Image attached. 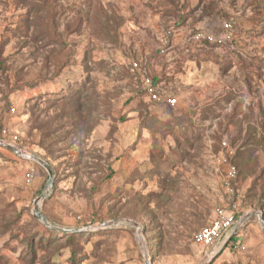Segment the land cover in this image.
<instances>
[{
  "label": "rangeland",
  "instance_id": "374dc122",
  "mask_svg": "<svg viewBox=\"0 0 264 264\" xmlns=\"http://www.w3.org/2000/svg\"><path fill=\"white\" fill-rule=\"evenodd\" d=\"M0 140L53 172L0 146V264H264V0H0ZM219 206L243 250L213 258L191 238Z\"/></svg>",
  "mask_w": 264,
  "mask_h": 264
},
{
  "label": "built area",
  "instance_id": "2783aa9c",
  "mask_svg": "<svg viewBox=\"0 0 264 264\" xmlns=\"http://www.w3.org/2000/svg\"><path fill=\"white\" fill-rule=\"evenodd\" d=\"M166 33L167 34L163 38L162 46L159 50L161 54H165V52L167 51V46H169L168 39L172 35L171 31H167ZM232 33L233 26L231 21H228L221 25L220 32L218 34L207 33L204 30H195L190 36V41L198 44L223 46L231 41ZM131 65L132 69L135 70L140 76L143 92L147 96L149 101L154 103L166 104L171 107L175 106V98H170L159 94L152 82L149 70L146 69L141 64V62H135ZM1 136L3 138L12 140L14 144L17 141L16 137L11 138L7 136L5 130L1 132ZM236 176V168L234 166H229L224 184L226 186V189L230 192H234L232 182L235 180ZM31 178V175L27 176L25 185L30 184ZM237 222L236 210L234 207H216L212 212L210 221L193 234L192 244L201 248L213 247L221 239L225 240L232 233L237 225ZM226 247H230L233 252H240L241 250H243V248L240 247L239 244L234 240L230 241Z\"/></svg>",
  "mask_w": 264,
  "mask_h": 264
},
{
  "label": "water",
  "instance_id": "95a60500",
  "mask_svg": "<svg viewBox=\"0 0 264 264\" xmlns=\"http://www.w3.org/2000/svg\"><path fill=\"white\" fill-rule=\"evenodd\" d=\"M0 146H3V147H6V148H9L11 150H13L17 155L21 156V157H25L27 159H30V160H34L36 162H38L39 164H41L47 171L48 173V182L46 184V188H50L51 185H52V177H53V172H52V169L44 162H42L41 160L33 157V156H30V155H27V154H24L22 152H20L16 146H13L12 144L6 142V141H3V140H0ZM41 199H43V197H40L37 199L36 203L38 201H40ZM34 215H36L37 218H39L41 220V222H43L45 224L46 227L50 228V225L46 222V219L44 218L43 215H41L40 213H38L37 211H34ZM247 218V216H243V218L240 220L243 221ZM130 222V221H128ZM260 224L262 226V228L264 229V220L263 219H260ZM238 225V224H237ZM237 225L235 227V229L232 231V233L226 238V240H224L222 242V244L216 249V252L213 253L212 257L215 258L216 256H218L224 249L225 247L227 246V244L231 241V239L236 235V231H237ZM88 229H83V230H66L67 233H78V232H83V231H86ZM138 238L140 239V243L143 244V239L142 237L140 236V232H138ZM143 255H144V264H150L149 262V259H148V256H147V252L143 246Z\"/></svg>",
  "mask_w": 264,
  "mask_h": 264
},
{
  "label": "trees",
  "instance_id": "16d2710c",
  "mask_svg": "<svg viewBox=\"0 0 264 264\" xmlns=\"http://www.w3.org/2000/svg\"><path fill=\"white\" fill-rule=\"evenodd\" d=\"M197 7H198V6H197ZM229 21H230V20H229ZM226 22H228V21H226ZM80 23H81V22L78 23V28L80 27ZM78 28H77V29H78ZM149 74H150L151 79L153 80V78H152V74H151L150 71H149ZM236 171H237V170H236ZM237 175H238V174H237ZM236 217H238L237 214H236ZM199 229H200V228H199ZM199 229H198V230H199ZM198 230H197V231H198ZM197 231H195L194 233H196ZM45 233H49V234H50V233H52V232H51V230L46 229V230H45ZM66 235H67L66 238H67L68 240L72 241L73 238H76L78 235H79V236H82L83 234H79V233L66 234V233H63V236H66ZM192 237H193V236H192ZM68 240H67V241H68ZM233 240H234V239H233ZM191 243H192V238H191ZM69 246H70V244H69ZM214 246H215V245H214ZM214 246H213V247H214ZM74 251H75V250L72 248V249H71V255H72L71 260H72L73 262L75 261ZM229 251H232V249H231L230 247H226V248L224 249L223 252H229Z\"/></svg>",
  "mask_w": 264,
  "mask_h": 264
},
{
  "label": "crops",
  "instance_id": "0c3cea01",
  "mask_svg": "<svg viewBox=\"0 0 264 264\" xmlns=\"http://www.w3.org/2000/svg\"><path fill=\"white\" fill-rule=\"evenodd\" d=\"M167 97L173 98V97H171V96H167ZM237 235H239V234L236 233V235L232 238V240H233Z\"/></svg>",
  "mask_w": 264,
  "mask_h": 264
}]
</instances>
